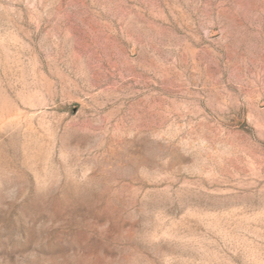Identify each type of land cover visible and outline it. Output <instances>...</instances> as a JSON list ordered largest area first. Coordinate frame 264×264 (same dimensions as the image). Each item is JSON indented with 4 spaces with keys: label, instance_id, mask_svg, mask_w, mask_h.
Returning a JSON list of instances; mask_svg holds the SVG:
<instances>
[{
    "label": "rangeland",
    "instance_id": "obj_1",
    "mask_svg": "<svg viewBox=\"0 0 264 264\" xmlns=\"http://www.w3.org/2000/svg\"><path fill=\"white\" fill-rule=\"evenodd\" d=\"M0 264H264V0H0Z\"/></svg>",
    "mask_w": 264,
    "mask_h": 264
}]
</instances>
